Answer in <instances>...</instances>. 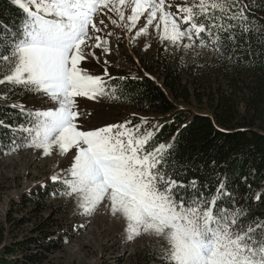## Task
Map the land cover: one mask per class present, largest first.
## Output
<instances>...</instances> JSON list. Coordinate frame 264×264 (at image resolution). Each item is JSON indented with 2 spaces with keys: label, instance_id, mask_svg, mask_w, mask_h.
Instances as JSON below:
<instances>
[{
  "label": "snow or ice",
  "instance_id": "6c2138e0",
  "mask_svg": "<svg viewBox=\"0 0 264 264\" xmlns=\"http://www.w3.org/2000/svg\"><path fill=\"white\" fill-rule=\"evenodd\" d=\"M13 3L23 10V18L15 31L0 23V84L22 85L26 91L43 93L57 107L26 112L27 126H17L14 132L24 133L27 143L15 145L12 151L20 146L34 147L50 155L53 146L62 154L77 149L68 178L53 176L52 180L66 186V195L80 198L83 214H94L107 200L111 213L126 219L129 239L148 232L163 236L169 245L164 254L166 264H264V221L254 227L238 226L243 213L229 212L223 206L221 198L227 195L223 184L210 198L193 191L186 199L181 192L185 185L165 171L166 146L146 150L152 133L140 134L138 126L128 127L130 122L91 131L79 130L76 123V97L116 98L107 81L80 67L88 54L94 55L85 49L101 47V38L93 33L101 31L94 17L102 9L115 12L120 21L125 19V8L131 9V27L147 12L145 24L153 26L155 21V29L162 30L161 39L177 44L186 37L191 47L196 40L206 46L208 37L216 43L219 32L234 26L218 23L222 16L217 13L227 20L247 21V5L242 0H191V6H178V12L186 14L181 22L188 25L181 30L174 14L164 10L165 0ZM111 23L115 25L117 20L111 19ZM147 26L137 35L148 34ZM92 40L94 45L88 43ZM12 107L25 111L20 105ZM190 188L195 189L194 181Z\"/></svg>",
  "mask_w": 264,
  "mask_h": 264
},
{
  "label": "rangeland",
  "instance_id": "374dc122",
  "mask_svg": "<svg viewBox=\"0 0 264 264\" xmlns=\"http://www.w3.org/2000/svg\"><path fill=\"white\" fill-rule=\"evenodd\" d=\"M178 6H191V0H165L164 10L174 14L183 30L188 27L181 22L186 14L178 12ZM130 12L131 9L125 8L124 21H120L116 13L108 9H102L94 17L101 31L93 35L101 38V47L85 49L86 53L94 52V55L88 54L80 67L93 76L102 77L107 81L108 89L113 91L109 82L116 76H126L130 71L134 74L148 71L154 75L162 72L167 65L179 62V66L187 70L183 78L191 71L195 75H191L189 81L183 84L188 91L187 99L174 101L176 108L196 114H211L207 109L209 103L205 92L213 87V93L220 90L221 94H230L223 83L231 75L224 63L215 61V53L208 49L211 45L199 48L200 43L195 41L188 47L192 42L186 37L177 44L161 39L162 30L158 32L155 29V21L153 26L145 24L144 16L148 15L147 12L140 17L135 27H131L128 20ZM109 17L116 19L117 24H112ZM159 17L158 12L157 20ZM100 20L104 21V25L99 24ZM124 24L129 27H123ZM145 26L149 27L148 34L137 35ZM105 40L108 43H103ZM210 40V37L205 39L206 46ZM88 43L94 45L96 41ZM210 71L212 75H209ZM203 74L207 77H202ZM2 78L3 74H0ZM206 82L212 84L207 86ZM13 87L22 88L16 105L19 104L27 111L57 107L43 93L26 91L22 85ZM9 89L0 84V103L3 101V93ZM75 99L76 111L79 112L76 123L82 131L127 122H130L128 127L132 128L138 125L136 119H156L153 115H146L107 96ZM140 126V134L152 133L158 127L157 124ZM77 154L75 148L62 154L53 146L51 154L45 155L43 149L27 147L0 157V256L6 246H13L46 231L55 233L52 234V240L59 244L60 249L48 255L43 264H166L164 254L169 248L166 239L153 232L129 239L126 219L120 214L113 215L107 200L98 206L94 214L86 215L80 206V198L66 195L65 189L59 191L58 197H55L56 192L52 197H37L39 188L56 182L52 180L53 176L68 178V170Z\"/></svg>",
  "mask_w": 264,
  "mask_h": 264
},
{
  "label": "trees",
  "instance_id": "16d2710c",
  "mask_svg": "<svg viewBox=\"0 0 264 264\" xmlns=\"http://www.w3.org/2000/svg\"><path fill=\"white\" fill-rule=\"evenodd\" d=\"M242 4L247 5V21L227 20L217 13L222 16L218 23L234 25L218 33V42L208 45L215 53V61L224 63L231 73L223 83L230 94H221L220 90L213 93V87H209L205 94L211 114L176 108L174 101L187 99L188 91L183 84L195 75L191 71L183 78L187 70L181 68L179 62L162 69L168 94L144 75H137L138 78L116 76L111 85L118 99L158 119L151 122L159 126L145 148L166 146L165 171L185 185L181 192L186 199L193 191L210 198L223 184L227 193L221 198L223 206L229 212L243 213L238 226L254 227L256 222L264 221V0H242ZM22 18L23 10L13 0H0V23L7 29L15 31ZM229 36L232 38H227ZM206 83L208 86L211 82ZM3 85L10 89L3 93L0 103V121H3L0 157L27 148L20 146L12 151L15 145L27 143L25 134L14 132V129L27 126L25 113L29 112L12 107L20 99L22 88L8 83ZM192 181L195 189L190 188ZM64 187L61 181L45 184L39 188L37 197H52L55 192L58 197ZM40 233L6 246L0 264H43L60 246L52 240L54 232Z\"/></svg>",
  "mask_w": 264,
  "mask_h": 264
},
{
  "label": "clouds",
  "instance_id": "9594fccd",
  "mask_svg": "<svg viewBox=\"0 0 264 264\" xmlns=\"http://www.w3.org/2000/svg\"><path fill=\"white\" fill-rule=\"evenodd\" d=\"M150 79L155 80V81L157 82L159 88H162V86H167V85H166V82H165V77H164V76L162 77V72H160V73L154 75V76H153L152 78H150ZM119 100H120V99H119ZM120 102L126 104V102H124V101H121V100H120ZM126 105H128V104H126ZM128 106H129V105H128Z\"/></svg>",
  "mask_w": 264,
  "mask_h": 264
}]
</instances>
